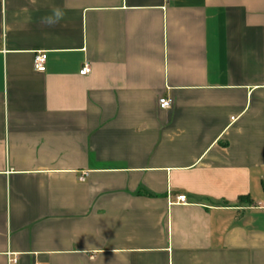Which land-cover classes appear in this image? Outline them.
<instances>
[{
  "label": "crops",
  "instance_id": "obj_1",
  "mask_svg": "<svg viewBox=\"0 0 264 264\" xmlns=\"http://www.w3.org/2000/svg\"><path fill=\"white\" fill-rule=\"evenodd\" d=\"M262 202L264 0H0V264H264Z\"/></svg>",
  "mask_w": 264,
  "mask_h": 264
},
{
  "label": "built area",
  "instance_id": "obj_2",
  "mask_svg": "<svg viewBox=\"0 0 264 264\" xmlns=\"http://www.w3.org/2000/svg\"><path fill=\"white\" fill-rule=\"evenodd\" d=\"M45 59H46V55L42 51H39L34 55L33 68L35 71H38V72L44 71ZM88 72H89V66L88 65H84L79 71V73L81 75H85ZM171 104H172V100L169 97H160L158 99V105L160 108H169L171 106ZM79 179L83 180V177H80ZM176 199H177V201L183 203V202H185L186 197H185V195H178L176 197ZM255 207L259 208V209H264V202L256 204Z\"/></svg>",
  "mask_w": 264,
  "mask_h": 264
},
{
  "label": "clouds",
  "instance_id": "obj_3",
  "mask_svg": "<svg viewBox=\"0 0 264 264\" xmlns=\"http://www.w3.org/2000/svg\"><path fill=\"white\" fill-rule=\"evenodd\" d=\"M63 11L58 7L52 8V14L46 17H43L41 22L46 25H54L56 23H59V21L63 18Z\"/></svg>",
  "mask_w": 264,
  "mask_h": 264
},
{
  "label": "trees",
  "instance_id": "obj_4",
  "mask_svg": "<svg viewBox=\"0 0 264 264\" xmlns=\"http://www.w3.org/2000/svg\"><path fill=\"white\" fill-rule=\"evenodd\" d=\"M244 198H245V196H240V197H239V200L244 199Z\"/></svg>",
  "mask_w": 264,
  "mask_h": 264
}]
</instances>
